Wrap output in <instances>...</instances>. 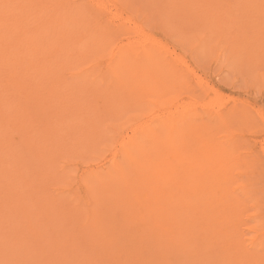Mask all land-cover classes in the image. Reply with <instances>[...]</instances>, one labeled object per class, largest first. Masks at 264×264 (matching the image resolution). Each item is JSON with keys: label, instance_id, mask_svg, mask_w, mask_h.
Masks as SVG:
<instances>
[{"label": "bare ground", "instance_id": "obj_1", "mask_svg": "<svg viewBox=\"0 0 264 264\" xmlns=\"http://www.w3.org/2000/svg\"><path fill=\"white\" fill-rule=\"evenodd\" d=\"M114 1L117 2L118 0H113V2ZM140 1L141 0H139V2ZM142 1L145 2L144 0H142ZM153 1L154 2H152V5L153 4L154 5L151 6V8H149V6H147V4L143 5L142 7L147 6L146 8H148V10L155 9L154 11H156L157 7H162L160 5H162V4L164 6L166 5L165 6L166 9H162V10H165V11L169 10L170 11L168 18H166V20L167 19L169 20V21H167V23L174 22L177 19H178L177 21H179L178 23H181L180 18H183L184 20H182L183 21L182 24L185 25L184 22H185V14H186V19L188 20L187 25L193 26V29L195 32L200 31L204 34H207L206 38L212 42V48L210 47V49L214 50V51L213 50H211V51H213V53L214 52L217 53V51H219L221 49L219 51V54H218V56H220V57H221V55H224V53L228 54V51H230L232 53V56L234 57V58L232 57L234 60L236 59V60L241 61V59H242L245 62L246 59H255L264 53V35L259 34L256 30H253L254 28L264 24V0H255L256 3H254L251 6H248L247 4H245L246 0H230V1L225 0V3L222 2L223 0H187L188 2L185 0H160L159 2L161 4H158L159 2H157V4L159 6L157 4H155V0H153ZM10 2L13 4L11 6L10 12H12L14 14H12V15L7 14L8 16H5V17L2 16L3 14H0L1 15L0 16V39L2 41V45H5V46L7 45V47H9V49H7L5 51L8 54L7 58H9V56L10 57L14 56L13 59L9 58L10 60L14 61L15 57H18L20 52H21V54L23 53V45H24L23 39L27 40V38H28L27 35H29L30 36L29 38L33 39V41H31V43H33L32 47H34V45H35V49H36V50H34V48H33L36 55L33 52L34 55L32 53V56L33 57L36 56V59H37V57H39L40 62L39 61H37V62H39V64L42 66V67L40 66L41 70L40 71L38 70V72H41V73L43 72V74L37 72L39 77H41V75L46 76V74L48 76V73H49V72L48 73L45 72L46 69L45 70L43 69L44 64H42V63H46L49 66V64H54V62H55L54 61L52 63V60H51V58H49V55L44 53V47H43V42H42L43 38L41 40L40 39L41 36L39 37V35L43 36V32L46 31V28H47L49 22L50 23L51 22L57 23L59 21V19L62 20L63 17H65V15H67L66 14L67 12H65L64 16L62 15V13H61V15H62L61 16L56 11H58L60 9L62 11L63 7H64V9L66 7L67 10L69 8L72 9V7H73L74 10H71V11H74V12L77 11V13H79V15H80V13H82L83 15H86V18H84V19H86V23H83V22L82 23L84 25H88V27L86 26L87 31L84 29V27H83V29L86 31L84 38L87 40V42H84V43H88L89 45H88V47H86V46H83V44H82L83 41L79 44L76 41L78 39L74 40L75 42L78 43V44L76 43L77 46L82 45V47H85L86 49L85 48H83V49L86 50V52L84 51L85 52L84 55L79 54V56H81V57L78 58V56H77V58L79 60H75L73 63L76 65L78 64L77 66H75L76 68L78 66H81V64L84 65L83 62L87 63L89 65L87 66V68H86V66L84 67L87 70H84L83 73H82L83 69L80 71V73L79 72H78V74L76 73L77 75H79V77L76 75L77 79H76V77H74V80H77L76 81L77 87L75 89V92H73L75 94L74 95L75 97L74 96L72 97L73 99H72L71 104L74 103V100L76 98H78L79 101H80V99L87 98V101L80 103V105L77 103L78 105L76 104V108L72 107V105H71L73 110L72 109H70V110L73 113H77L78 111L81 112L79 115H77V114L76 115H77L79 120L82 119V121H84L85 124H88V126L84 129L85 130L84 133L86 131H92L93 132L92 138L90 137V135H88L89 139L96 141L97 138L99 137L100 138L99 140H101L99 143V146H101L103 144L104 140L106 141L107 140L106 138L108 137L109 140H107V142L108 141L110 142V140H111V142L113 141V144H118L117 147L115 146L116 148L109 150L108 153L109 154L112 153V154H111V158L108 156L109 160L107 161L106 164H102V166L101 167L99 166V168L97 170H95V169H94V171L92 170L91 175H90V171H89L88 174L87 173H86V175L84 174L85 177H82V178L80 177L82 179V183L84 182L83 188L81 190L83 195L80 196L81 202L83 201L84 206L86 207V210L85 211L83 210V211H84V213H86V212L89 213V214H87V213L86 214H87V217L90 216V220H91L90 222H92L93 230L96 228L101 229L99 236L101 237V240L103 243L100 244L101 245L100 247H104L106 249V251H108L106 253H110V254L112 253L113 255H114V253H113L114 249L116 248L115 249V250H117L116 253L118 254L119 257H122V259L119 258L120 262L122 263V261H125L126 262V263L124 262L125 264H264V221H262L264 218L260 219L257 217L259 220H256L258 222L255 221L256 225L254 223L253 225H249V227H248V222H246L242 218L243 213H244L243 217H245V215L247 214V210L246 211L244 210L245 207H244V205H242L243 202L238 196V193H237L238 188H232V187H236L237 185L232 186V184L234 182L231 184V182H232L231 181L232 177L230 175L231 169L226 164H224V162L222 163V159L220 160L221 162H219V160L215 161V162H211V160L209 161V154L210 153L212 154L213 152H206L205 148L207 147L209 149L210 145L213 146L212 145V143L214 142V139H213L214 137H213V133H212L213 131L211 132L210 126L207 124H201L198 127L196 124H195L196 126L193 125V123L191 121V120H194V122L198 123L197 121L202 119V115L197 114V113H199L197 111L198 109L196 108L197 110H194L195 108L190 104L192 106V108H194V109H192V111H189L191 106H188L189 105L188 104L187 106L189 108H187V111H185V109H186L185 107H184V109L181 108L182 111L176 113L177 116L176 115L175 116L170 115L171 117H168V116H164L165 115L164 114L163 116L160 117L158 114L159 117L157 118V120H154L151 123H147L149 121H147V122L140 121L141 118L143 119V117L141 116L142 114H140V112L142 110H144L146 103L149 102V105L152 106V104H150V101H147V100L152 101L153 97H152V99L148 98L146 101H145V98L148 97L149 94L154 95V97H156L155 93L152 94L153 92H151L152 88L154 89V84L156 83L157 86L155 88L159 89V84L157 82L161 83L160 91L163 90L164 93L162 92V94L165 98V97H167V95L165 93H167V94L169 93V92H165L167 90L166 88L169 87L168 89L171 90L172 86L175 87L177 84L175 81L174 82L176 84L172 82L173 81L172 77L175 80H176V78H178L177 82L180 81V76H181V79L183 78V80H185L186 78L183 77V73L185 74V72H187V71H188V73H190L191 70L190 71L185 70V72H183L184 70H182V72H178V74H176L175 72H173L172 70L169 69L172 75L170 74L169 71H165L164 67H166V65L164 63L161 64V62H160V60H162V59H160V55H162L161 53H164V52H161L162 50L160 48H158L160 46H156L155 40H152L149 38L147 39L148 36L146 37L145 42H143L144 44H142L141 40H138L140 42V43H138L139 44L138 47L135 43H134V45H131L130 44L131 42H128V44H130V45H128L126 43L127 46L124 45L123 48L120 47L121 46L120 45L119 48L116 47L115 51L113 50V52H111L112 45L118 41L117 38L119 37V36H117L118 33L116 31H113V29H110V28H112L111 26L114 27L112 22H113V19L117 18V15H118V14H116V15L113 14L112 10H110L111 8L110 7H109L110 9L108 8L109 5L111 7L113 6L112 0H91L90 1L91 3L90 2H84L83 0H81V2L80 3L78 2V4H77L76 0H74V1L73 0H44V1H42V0H10ZM185 2L190 3V5H189L190 7H188L187 10L185 9V6H187V5H185ZM23 3H24V5H23ZM146 3H149V1ZM2 4H4V2ZM120 4H123V3H120ZM54 5L59 6V9L57 10V8H55ZM75 8H78V9L75 10ZM145 9L143 8V10H145ZM249 9H251V11ZM1 10H0V13H1ZM46 10H48V12H46ZM69 11H68V13H69ZM2 12H3V10H2ZM49 12L53 13V14L50 13L51 15H53L52 16L53 18L51 20L48 16ZM163 12H161L159 14L160 17L156 16V17H159V20L161 17H165L164 16L165 14ZM251 12H252V14H251ZM17 13H18V15H15ZM70 13H71L70 19L72 16L73 17L76 16V18H74L76 20L77 15H72V12H70ZM70 13L68 14V16L70 15ZM156 13H158V12H156ZM255 13H258V15L256 16V19L253 20ZM162 14H164V15H162ZM166 15H167V13H166ZM122 16H124V15H122ZM78 17H81V16H78ZM67 18H69V17H67ZM64 20H65V18H64ZM155 20L152 19V21H155ZM78 21H81V19ZM117 21H119V20H117ZM163 21H164V19H163ZM75 22L76 21H74V23ZM110 22H111V24H110ZM130 23H132V22H130ZM163 23L165 25V21ZM63 24H64L63 21H62V23L60 21L61 27H64ZM67 24H65V27ZM123 24H124V22H123ZM125 24H126V22H125ZM121 25H122V23H121ZM150 25H153V24H150ZM162 25L163 24L161 23L160 26H162ZM182 26L183 25H181V27ZM49 27L50 26H48V29H49ZM75 27L77 29H79L77 27V25H75ZM122 27H124V26L122 25L119 29L120 30L126 29V28H122ZM130 27H127V28L131 29ZM155 27L156 26L154 25V30H155ZM118 28L115 30L119 31ZM184 28H186V27H184ZM184 28H182L181 30H185ZM249 28L252 29V31L249 32V30H250ZM49 30H51V29H49ZM58 31H59V29H58ZM71 31L74 33H72ZM71 31L68 32V34L70 33L69 35L74 37L75 33H76L75 30H71ZM83 33H84V31H83ZM134 33H136V32H134ZM134 33L131 32L129 34L128 33H126V34L128 37H131V35H133ZM48 34H49V32H48ZM52 34L54 35V33H52ZM64 34H67V33H64ZM36 35L38 37H36ZM118 35H122V34L120 33ZM71 36H68L69 40L72 39ZM81 36L78 35L79 38ZM136 36H138V35H136ZM141 36H144V35L141 34ZM53 37H55V35ZM57 38H58V36H57ZM81 38H80V40H81ZM84 38H83V40H84ZM120 39H121V37H120ZM60 40H61V38H60ZM66 40H67V37H66ZM66 40H65V42H66ZM55 41L59 42L57 39ZM128 41H130V40H128ZM142 41H144V40H142ZM57 42H56V44H57ZM62 42H64V40ZM158 42H160L159 39H158ZM31 43L28 42V45L26 44V46H28L30 50H32L31 49ZM72 43H73V40H72ZM72 43H70V44H72ZM178 43L179 42H177V44ZM64 44H66V43H64ZM209 44L211 45V43H209ZM16 45H18V46L20 45V47L17 48ZM61 46L63 47V45H61ZM71 46H73V45H71ZM77 46L76 47L73 46V47L77 48ZM133 46H136V47H133ZM161 46H164V44ZM46 47H48V45ZM202 47H203V45H202ZM66 48H68V46ZM79 48H78L79 52L78 51H76V52L83 53L82 52L83 49H82V51H80L81 48L80 49ZM87 48H88V50H87ZM161 48H163V47H161ZM26 49H25V53L27 55V53H28L27 51L29 49H27V51H26ZM157 49H159V50H157ZM61 50H63V49H61ZM163 50H165V49H163ZM49 51L51 53L53 50L51 49ZM53 52H55V51H53ZM61 52L64 53V51H61ZM67 53H69V52H67ZM30 54L31 53L29 52V55ZM52 54L54 55L55 53H52ZM158 54H159V56H158ZM29 55H27V56L29 57ZM61 55H63V54L61 53ZM68 55H71V53H69ZM72 55L70 56V59L72 58L71 60H74L73 56L75 54L73 56ZM55 56H57V54ZM54 57H52V59ZM263 57H264V54H263ZM39 58H38V60H39ZM182 59H184V58H181V60L179 58L178 63L182 64L184 62L185 65L187 66L186 62L182 61ZM64 60H67V59L65 58ZM7 61H8V59H7ZM15 61H17V58L15 59ZM15 61L12 63L10 61L8 63V65L11 63L14 66V63H15V65L18 64L17 66H19V65L21 66V65H23V62L25 61V59H24V61L19 60L20 62L18 61V63ZM29 61L31 63V56L29 58ZM163 61L166 62V61H168V59L162 60V62ZM181 61H182V63H181ZM4 63H6V62H4ZM34 63H35V61L31 63L30 67L33 66ZM263 63H264V61H263ZM11 64L9 65L10 68L12 67ZM64 64H65V61H64ZM74 64H72V62H71L69 68L71 66H73ZM87 64H85V65H87ZM35 65H36V63H35ZM67 65H69V64L67 63ZM67 65L65 64V66H67ZM4 66H5V64H4ZM48 66L46 65V67H48ZM177 66H178V64H177ZM180 66H182V65H180ZM7 67L8 66H6V69H8ZM14 67H12V68H14ZM26 67H28V65ZM37 67H39V66H37ZM169 67H171V69L176 70V68H173L174 66L172 67L171 65L168 64L167 68H169ZM16 68L20 69L18 67H16ZM182 68H183V66H182ZM42 69L44 71H42ZM67 69H68V66H67ZM29 72L27 71V73H26L27 76H24V78L25 77L28 78V76L30 77V74L28 75ZM60 72H61V69H60ZM60 72H59V74H60ZM21 73H22V71H21ZM33 73H34V71H33ZM53 73H54V71H53ZM173 73H175V75ZM193 73L195 74V72H193ZM34 75H36V73L33 74V77H35ZM20 76H21V74H20ZM69 76H71V75H69ZM31 77H32V74H31ZM50 77L53 79L52 76H50ZM42 78L43 77H41V79ZM91 78H93V80ZM198 78H199V76H198ZM48 79H50V78H48ZM26 80L27 79H25V81ZM54 80L55 79H53V81ZM65 80L68 83L67 80H69V82H70L71 79L66 78ZM42 81H46V79L45 80L42 79L40 82H42ZM50 81L51 80H49L47 82H50ZM55 81L57 82V80H55ZM58 81H59V78H58ZM61 81L64 82V80H61ZM162 81H164V82H162ZM168 81H171V83L169 82L171 85L168 84ZM40 82H39V85L41 84ZM72 83H74V82H72ZM92 83L93 84L96 83L95 88H94V86H92ZM184 83L182 85H184ZM62 84H64V83H62ZM89 84L91 85V87ZM87 85H89L90 88L88 87V90L86 91ZM199 85H202V83ZM35 86H36V84H35ZM35 86H33V87H35ZM45 86H47V85H45ZM55 86H57L56 83H55ZM55 86H53V87H55ZM177 86H178V84H177ZM30 87H31V85H30ZM201 87L202 86H200V88ZM28 89H30V88H28ZM55 89H58V88L55 87ZM170 90H168V91H170ZM69 91L70 90H68L66 92H69ZM58 92H60V91H58ZM203 92H206V91H203ZM42 93H44V92H42ZM83 93L85 96L81 95ZM85 93H87V94H85ZM56 94H57V92H56ZM201 94H203V93H201ZM53 95H55V94H53ZM59 95L60 94L58 93V96ZM68 95L69 94H67V96ZM158 95H159V93H158ZM205 95H206V93H205ZM61 96H62V94H61ZM163 96H162V100H160V98H159V100L155 101L156 103H154L152 101L153 106L157 107V104L161 105V103H162L161 101H163V99H164ZM54 97H52V98H54ZM216 97H218V96L216 95ZM219 97H221V96H219ZM65 98L62 97V99H65ZM221 98H223V97H221ZM33 99H35V98H33ZM58 99H60V101H61V98L58 97ZM69 99H71V98H69ZM49 100H50V98H49ZM49 100H47V101H49ZM170 100H172V99H170ZM216 100H218V99H216ZM34 101L36 103V100H34ZM64 101H65V103L68 102L67 99H65ZM218 101H217V103H218ZM76 102H77V100H76ZM195 102L197 104V100H195ZM195 102L193 101L192 103L194 104ZM69 103H70V101H69ZM165 103L166 102L164 101L162 104H165ZM200 103L201 102H198V105H200ZM213 104H214V102H213ZM213 104H211V105H213ZM222 104H224V103H222ZM220 106H219V108H220ZM65 107H69V105L66 104ZM211 108H212V106H211ZM70 110H69V112H70ZM203 110H204V108H203ZM222 110L220 112H222ZM61 113H63V112H61ZM165 113L167 114V112H165ZM222 113H221V115L224 114V117H226V115H225L226 112L223 114ZM233 113H234V111H233ZM233 113H232V115H233ZM66 114H67V112L65 113V115ZM71 114H70V116H71ZM88 114H89V116H92L91 119L87 118ZM191 114H193V115L191 116ZM58 115H60V114H58ZM143 115H144V113H143ZM216 115H217V113H216ZM93 116H96V118L94 120H92ZM67 117H68L67 119H69V116H67ZM224 117L222 116V119ZM73 118H74L73 120H75V115H73ZM34 119H35V116H34ZM70 119H72V116L70 117ZM37 120H38V117H37L36 121ZM49 120H50V117H49ZM55 120H56V118H55ZM58 121H60V120L58 119ZM69 121H71V120H69ZM74 122H76V121H74ZM128 122H129V124L133 123L131 135L130 136L127 135L126 137L123 136L124 137L123 138L122 134H121V130H123V132H125V126H127V125H125V123H128ZM72 123L73 122L71 121L69 123V125H71ZM46 124H47V122H46ZM66 124H67V121H66ZM75 124H74V127L76 128L77 124L76 125ZM105 124L107 125L106 126L107 130H104V128H106V127H104ZM222 125H224V124H222ZM47 126H49V124H47L45 127L48 128ZM71 126H69V127H71ZM36 127H35V129H36ZM41 127L42 126H40L39 128H41ZM52 127L53 126H51V128L48 129L50 131L49 133L52 132V129L54 128V127L53 128ZM79 127L81 128V127H83V125L81 126V124H79ZM123 127H124V129H123ZM67 128H68V125H67ZM71 129H72V127H71ZM108 129L111 130V132L108 131ZM32 130H34V129H32ZM42 130L46 131V130H44V125H43ZM42 130H40V131H42ZM68 130L70 131V129H68ZM76 130H77V128H76ZM207 130H209V131L206 132ZM40 131H38L39 134H40ZM104 131H107V133ZM53 132H54V130H53ZM53 132H52V134H53ZM210 133H212V134H210ZM34 134H35V132H34ZM37 134L38 133H36V136H37ZM89 134H91V133L89 132ZM29 135H32V134H29ZM58 135H60L59 132H58ZM79 135L80 134L78 132V136ZM99 135H101V136H99ZM27 136H28V134H27ZM42 136H43V134H42ZM103 136H105V138ZM214 136H215V134H214ZM101 137H102V139H101ZM190 137L194 138V139H192L195 143L193 148H192L191 143H189L191 141ZM49 138H51V137H49ZM53 138H54V136H53ZM119 138H121V141L119 143H117L116 139H119ZM228 138H230V137H228ZM27 140H29V138ZM30 140H31V138H30ZM41 140H40V142L42 143ZM51 140H53V139H51ZM51 140H50V142H51ZM44 141H45V139H44ZM89 142L90 141H87L86 143H89ZM33 143L34 142H31L32 147H33ZM84 143H85V141H84ZM108 144H107V147H109ZM219 144H221V143H219ZM110 146H113V145L110 144ZM27 147H29V146H27ZM216 147L217 146H215V150H216ZM224 148L225 147H223V149L219 148L218 152H216V153H218L219 155L224 154V151H225ZM103 152H104V150H103ZM227 152H228V150H227ZM86 153H87V151H86ZM206 153L208 154V156ZM216 153H214V154H216ZM97 154H96V156H97ZM225 155H226V153H225ZM215 156H217V155H215ZM221 156H223V155H221ZM80 157H81V155H80ZM57 158H59V157H57ZM75 158H77V157H75ZM55 161H57V160H55ZM53 163H54V161H53ZM70 163L73 164V162H70ZM227 164H232V162H229ZM233 164H234V161H233ZM235 165L237 167L236 163H235ZM243 167H247V166H245V164H244ZM226 169H228V170H226ZM238 169H240V168L238 167ZM250 169H252V168H250ZM66 172H67V170H66ZM84 175H82V176H84ZM64 180H65V178H64ZM250 181L251 180H249V182ZM257 181H256V183H257ZM247 182H248V179L246 182L243 181L242 183L247 184ZM254 185L256 186V184H254ZM66 187L68 188V185ZM244 187L246 188V186H244ZM76 191H78V190H76ZM258 191H259V189H258ZM249 193H252V191H250ZM255 193L256 192L254 191L253 194H255ZM256 194H258V193H256ZM255 195H254V198H255ZM259 195H261V192H260V194H258L257 198L260 197ZM262 195H264V194H262ZM245 199H246V197H245ZM245 199H244V203L246 201ZM251 199H253V198L251 197ZM260 199H263V198H258L259 201H260ZM62 200H63V198H62ZM249 201H251L250 198H249ZM262 201H264V200H262ZM56 202L58 203V201H56ZM63 202L65 204H61V202H60V204H61L60 206L66 205V207L69 208L67 206V203H69V201H67V203H66V201L63 200ZM263 204H264V202H263ZM75 205H77V204H75ZM64 206H63V208H64ZM57 207H56V210H57ZM65 208H64V210H65ZM74 209L76 211V207H74L73 210ZM60 210H61V208H60ZM252 211H254V210H252ZM259 211H260V209H258V211H257L258 213L255 212L254 214L256 215V213L257 214L262 213ZM76 212H78V210ZM75 215H76V213H75ZM61 217H63V216H61ZM53 220L54 219H52V221ZM79 221L81 222V220H79ZM79 221L77 223H79ZM244 228H245V230L251 232V234L253 235V237H250V240L248 242V243H250V245L248 244V246L250 248L245 247V246H247V245H245V242L248 239H246V240L242 239V237L244 235L247 236L245 233L243 234L242 229L244 230ZM247 234H248V232H247ZM98 239H99V237H98ZM242 240L244 241L243 242L244 246L242 245ZM97 247H99V246H97ZM95 250H96V248H95ZM99 250L100 249L98 248L97 251H99ZM103 251H105V250H103ZM101 252H102V250H101ZM101 252L100 251L98 252V254L101 256V259H102V257L105 258L106 256H102ZM95 255H97V254H95ZM101 259H100V262H102ZM106 260H107V258H106ZM112 261H113V259H112ZM115 261H117V259H115ZM102 263H100V264H102ZM117 263H118V261H117ZM124 263H122V264H124ZM104 264H107V263L105 262Z\"/></svg>", "mask_w": 264, "mask_h": 264}, {"label": "rangeland", "instance_id": "obj_2", "mask_svg": "<svg viewBox=\"0 0 264 264\" xmlns=\"http://www.w3.org/2000/svg\"><path fill=\"white\" fill-rule=\"evenodd\" d=\"M42 1H44V0H42ZM83 1L84 2H90L91 0H83ZM118 1H117L118 2L117 3L116 1L113 2V0H112L113 6L112 7L110 5L108 6V8L109 7L111 8V9L110 8L109 9L112 10L113 14H115V15L118 14L117 18L113 19V22L111 21L113 23L114 27L111 26L112 28H110V29H113V31H116L118 34H120V33L122 34V35L117 34V36H119L117 38L118 41L112 45L111 52H113V50L115 51L116 47L119 48L120 45H121L120 47H122V48L124 45L127 46L126 43L128 44V42H131L130 43L131 45H134V43H135L138 47L139 46L138 43H140L138 40H141L142 44H144L143 42H145V39L148 36L147 39L149 38V39L155 40L156 46H160L158 48H160L162 50L161 52H164V53H161L162 55H160V59H162V60L168 59V61H166V62L165 61L162 62V60H160L161 64L164 63L166 65V67H164L165 71L170 72V70H172L176 74H178V72H182V70H184L183 72H185V70L186 71L187 70L192 71V72L190 71V73H188V71L185 72V74L183 73V77H185L187 80L186 79L183 80V78L181 79V76H180V81L177 82L178 78H176V80H175L172 77V79H173L172 82L173 83L176 82L178 84V86L175 83L176 86L175 85H174L175 87L172 86L171 90L168 89L169 87L166 88L167 90L164 88L166 90L165 92H169L168 94L165 93L167 95V97H165V98L162 94L163 90L160 91L161 83L157 82L159 84V89L155 88L157 86V84L155 83L154 89L152 88L151 92H153L152 94L155 93L156 97H154V95H151L148 93L149 95H148V97L145 98V101L148 98L152 99V97H153L152 101L154 103H156L155 101L159 100V98H160V100H162V96H163L164 99L161 102L163 103L165 101L166 103L162 104L160 102L161 105L157 104V107H155V106H153V103L151 100H147V101H150V104H152V106L149 105V102H147V103L145 102L146 105L144 107V110H142L140 112V114H142L141 116L143 117V119L141 118L140 121H142V122L149 121L147 123H151L154 120H157V118L159 116L161 117L164 114H165L164 116H168V117H171L170 115L175 116L176 113L181 112L182 109H184V107L186 108L185 111H187V108H189L188 106H191V105L195 109L192 108V106H191L189 111H192V109H194V110L198 109L197 111L199 113H197V112L196 113L199 115H202V119H201L202 121L199 120V121H197L198 123H196V122H194V120H191L193 125L196 124L198 127L201 124L209 125L211 132L213 131L212 133H213V137H214L213 138L214 142L216 141L215 143L214 142L212 143V145L214 147L210 145L209 149L207 147L205 148L206 152H213L212 154L211 153L209 154V161L211 160V162H215V161L219 160V162H221L220 160L222 159V163L224 162V164H226L231 169V174H230L232 177L231 178V181H232L231 184L233 182L235 183L238 180L235 184L234 183L232 184V186L233 185L234 186L237 185V186L232 187V188H238L237 189L238 190L237 191L238 196L243 202L242 205H244V207H245L244 210L245 211L247 210V214L245 215V217H243L244 213L242 212L243 213L242 218L246 222H248V227H249V225H253L254 223L256 225V222H258L256 220H259L258 218H260V219L264 218V204H263L264 201H262V200H264V195H262V194H264V63H263V61H264L263 54L264 53L255 59H246L247 62L246 61L244 62L242 59H241L242 62L239 60H236V59L234 60L233 59L234 57L232 56V53L230 51H228V54L224 53V55H221V57H220V56H218V54H219V51L221 49L219 51H217V53H215V52L213 53L214 50L210 49V47L212 48V42L206 38L207 34H204L200 31L195 32L193 29V26L187 25L188 20L186 19V14H185V22H184L185 25L182 24L183 23L182 20H184L183 18H180L181 23H178L179 22V21H177L178 19L175 20L174 22L167 23V21H169V20L168 19L166 20V18H168L170 11L169 10L168 11L162 10V9H166V7H165L166 5L164 6L162 4V5H160L162 7H157L156 11H154L155 9L148 10V8H146L147 6H149V8H151V6L154 5V4L152 5V2H154L153 0H144L145 2H143L142 0L140 2H139V0H118ZM148 1H149V3H146ZM159 1L160 0H157V1L155 0V4H157V2H159ZM185 1H187V0H185ZM3 2H4V4H2ZM76 2L78 4V2L79 3L81 2V0H79V1L76 0ZM222 2L225 3V0H223ZM0 3H1L0 4V10L1 9L3 10V12L1 10V13H0V14H3L2 16L5 17L8 15L14 14V13L10 12L11 6L13 5L10 2V0H5V1L0 0ZM120 3H123V4H120ZM254 3H256L255 0H246L245 1V4H247L248 6H251ZM146 4H147V6L142 7L143 5H146ZM158 4H161V3L159 2ZM23 5H24V3H23ZM185 5H187V6H185V9L187 10L188 7H190L189 6L190 3L185 2ZM54 7L57 8V10L59 9V6L54 5ZM143 8L144 9L146 8V9L143 10ZM62 9L64 10V11L62 10L64 13L61 11V9L56 11V12H58V14H60V15L62 13L63 16H64L65 12H67L66 13L67 15H65V17H63L62 20L59 19V21L57 23H55V22L50 23L49 22L48 26H50L49 29H51V30H49L48 26H47L46 31L43 32V36L39 35V37L41 36V38H40L41 40L43 38L42 42H43V47H44V53L49 55V58H51L52 63L55 61L54 64L55 63L57 64V65L56 64L55 65L49 64V66H48V64L42 63V64H44L43 69L44 70L46 69L45 72L50 73V74L48 73L49 77L47 76V74H46V76L41 75V77H43L42 79L43 80L46 79V81L40 82L42 79L37 74L38 70L39 71L41 70V68H40L41 65L39 64L40 58L37 57V59H36V56H34V57L32 56V53L36 49H35V45H34V47H32L33 43H31V41H33V39L29 38L30 37L29 35H27L28 38H27V40L25 39L26 41L23 39V44H24L23 45V53H22L23 55L20 52L18 57H15V59L17 58V61H15V59H14V61L17 63L19 60H21V61L22 60L24 61V59H25V61L27 60L26 62L25 61L23 62V65H21V66L19 65L20 67L17 66L18 64L15 65V63H14L15 67L13 66V64H11L14 61H12L10 59H13L14 56H11L12 58L9 56L10 59L7 58L8 54L5 51L7 49H9V47H7V45L6 46L2 45V41L0 39V47H1L0 48V264H100L102 262H103L102 264H104L105 262L107 264H113V263L114 264H120L121 262H120L119 258L122 259V257H119L118 254L116 253L117 252V250H115L116 248L114 249V252L112 251L114 253V255H113L112 253L111 254L106 253L108 251H106V249L104 247H100L101 246L100 244L103 243L101 240V237L99 236L101 229L96 228L93 230L92 222H90L91 221L90 216L87 217V214H89V213H87V212H86L87 214L84 213V211L86 210V207L84 206L83 201L81 202V199H80V196L83 195L81 190H82L83 185H84V182L82 183L81 178L85 177L86 173L88 174L89 171H90V175H91L92 170L93 171H94V169L97 170L99 168V166L101 167L102 164H106L107 161L109 160V157L111 158V154H112V153H110V154L108 153L109 150L116 148L118 144H113V141L111 142V140H110V142L109 141L107 142V140H109V138L107 137L106 138L107 140L106 141L104 140V142L102 141L103 144L101 146H99V143L101 141V140H99L100 139L99 137L97 138L96 141L89 139L88 135H90V137L92 138L93 132L92 131H86L84 133V131H85L84 129L88 126V124H85V122L82 121V119H80V120L78 119L77 115H79L81 112L78 111L77 113H73L70 110V109H72V107L76 108L77 103L80 105V103L87 101V98H84V99L79 98L80 101L78 100V98H76L74 100V103L71 104L72 99H73L72 97L75 95L73 92H75V89L77 87V84H76L77 80H74V77H76V79H77V76L79 77V75H77L78 72L80 73V71L83 69V71H82V73H83L84 70H87L84 67L86 66V68H87V66L89 65V64L83 62L84 65L81 64V66H78L76 68L75 66H77L78 64L76 65L73 63L75 60H79L78 58L81 57V56H79V54L84 55L86 52V50L83 49L85 47H82V45L77 46L76 43L78 42L80 44L83 41V43H82L83 46L88 47V45H89L88 43H84V42H87V40L84 37H85V33L87 31L86 26L88 27V25L83 24V23H86V19H84V18H86V15H83L82 13H80V15H79V13H77V11H75L76 13L74 11H71V10H74L73 7H72V9L69 8L68 10L66 9V7H65L66 10L64 9V7ZM77 9L78 8H75V10H77ZM249 10L251 11V9H249ZM68 11H69V13L72 12V15H77V19L76 20L74 19V18H76V16H74V17L72 16L71 19L72 18L73 19L71 20L70 19L71 13L68 16V14H69ZM46 12H48V10H46ZM156 12H158V13H156ZM161 12H163L165 14V15L162 14L165 17H161L159 20V17H160L159 14ZM50 13L51 12L48 13V16L51 20L53 18L52 17L53 15H51V14H53V13H51V14ZM166 13H167V15H166ZM251 14H252V12H251ZM15 15H18V13ZM122 15H124V16H122ZM257 15H258V13H255L253 20L256 19ZM78 16H81L82 18L78 17ZM156 16H159V17H156ZM67 17H69V18H67ZM64 18H65V20H64ZM80 19H81V21H78ZM152 19L153 20L156 19L157 21L156 20L152 21ZM163 19L165 21V25L163 23L164 22ZM73 20L76 22L74 23ZM117 20H119V21H117ZM60 21H61V23L63 21L64 27L60 26ZM111 22H110V24H111ZM123 22H124V24H123ZM125 22H126V24H125ZM130 22H132V23H130ZM79 23L80 24L82 23V24L80 25ZM121 23L124 26L122 28H126L125 30L119 29L122 26ZM161 23L163 24L162 26H160ZM65 24H67L66 27H65ZM150 24H153V25H150ZM75 25H77V27L79 29H77L75 27ZM154 25L156 26L155 30H154ZM181 25H183L186 28H184L183 26L181 27ZM83 27L86 31L83 29ZM127 27H130L131 29H129ZM57 28L59 29V31ZM117 28L120 32L115 30ZM182 28H184L185 30H181ZM71 30H75V32H76L74 37L69 35L70 33L68 34V32H70ZM253 30H256L259 34L264 35V24L254 28ZM47 31L49 32V34ZM83 31H84V33H83ZM250 31H252V29H250L249 32ZM131 32H133V33L136 32V33L131 35V37H128L126 33L129 34ZM52 33H54L55 37H53L54 35ZM64 33H67V34H64ZM72 33H74V32H72ZM141 34H143L144 36H141ZM78 35L83 36V37L81 36L82 38L80 37L81 40L78 37ZM136 35H138V36H136ZM49 36L50 37L52 36V37L50 38ZM57 36H58V38H57ZM68 36H71L72 39L69 40ZM36 37H38V36L36 35ZM66 37H67V40H66ZM120 37H121V39H120ZM60 38L62 41L64 40V42H62L60 40ZM83 38H84V40H83ZM56 39L59 42L55 41ZM76 39H78V40H76ZM158 39L160 40V42H158ZM65 40H66V42H65ZM72 40H73V43L75 42L74 40L77 41L74 43L75 45L72 43ZM128 40H130V41H128ZM142 40H144V41H142ZM28 42L31 43V49L32 50H30L29 47L26 46V44L28 45ZM56 42H57V44H56ZM69 42L72 44H70ZM177 42H179V43L177 44ZM64 43H66V44H64ZM209 43H211V45ZM130 44H128V45H130ZM163 44H164V46H161ZM201 44L203 45V47ZM47 45H48V47H46ZM61 45H63V47ZM71 45H73L75 47L77 46V48H75ZM67 46L69 49L66 48ZM16 47L19 48L20 45L19 46L16 45ZM25 47L29 50L27 51V49ZM79 47L80 48L82 47L80 51H82V49H83V51H82L83 53H81V52L78 53ZM133 47H136V46H133ZM161 47H163V48H161ZM33 48H34V50H33ZM25 49L28 52L27 55H29V52L31 53L29 55V57L26 55ZM48 49L49 50L52 49L55 52L52 51L50 53V51ZM61 49H63V50H61ZM163 49H165V50H163ZM87 50H88V48H87ZM157 50H159V49H157ZM211 50H213V51H211ZM61 51H64V53ZM66 51L71 53V55L75 54L74 55L75 57L72 55L74 60H71L72 58L70 59L71 55H68L69 53H67ZM76 51H78V52H76ZM60 52L64 56L61 55ZM34 53H33V55H34ZM52 53H55V54L53 55ZM56 54H57V56H55ZM35 55H36V53H35ZM30 56H31V63L34 61L36 63V65L34 63L33 66H31V67H30L31 63L29 61ZM77 56H78V58H77ZM158 56H159V54H158ZM52 57H54V58L52 59ZM38 58H39V60H38ZM65 58L67 60H64ZM179 58H180V60H181V58H184V59H182V61H185L187 66L185 65L184 62L182 63V61H181L182 64H179L178 63ZM7 59H8V61H7ZM10 61H11L10 64L14 68L9 67L10 64L8 65V63ZM37 61H39V62H37ZM64 61H65L66 65H67V63L69 64V65H67L68 69H67V66H65V64H64ZM4 62H6V63H4ZM71 62L74 65L69 68ZM4 64H5V66H4ZM45 64L48 67H46ZM85 64H87V65H85ZM168 64L171 65L172 67L174 66L173 68H176V70L171 69V67L167 68ZM177 64H178V66H177ZM27 65H28V67H26ZM180 65H182L184 69ZM6 66H8L7 67L8 69H6ZM37 66H39V67H37ZM16 67H18L20 69H17ZM43 69H42V71H44ZM60 69H61L62 73L60 72ZM66 70L67 71L69 70V71L67 72ZM21 71H22V73H21ZM27 71L28 72L32 71L31 73L30 72L28 73V75L30 74V77L28 76V78H26V77L24 78V76H27V74H26ZM33 71H34V73H33ZM53 71H54V73H53ZM59 72H60V74H59ZM193 72H195V74ZM19 73L21 74V76ZM35 73L37 76L34 75L35 77H33V74H35ZM38 73H41V72H38ZM175 73H173V74L175 75ZM31 74H32V77H31ZM41 74H43V72ZM170 74H171V72H170ZM69 75H71V76H69ZM197 75L199 76V78ZM50 76H52L53 79L57 80V82L55 80L53 81V79ZM48 78H50V79H48ZM58 78H59V81H58ZM66 78L71 79L70 82H69V80H67L68 81V83H67L65 80ZM25 79H27V80L25 81ZM91 79L93 80V78H91ZM49 80H51V81L47 82ZM61 80H64V82ZM33 81L34 82L36 81L37 83L36 82L34 83ZM39 82L41 83L40 85H39ZM72 82H74V83H72ZM162 82H164V81H162ZM169 82L171 83V81H168V84H170ZM55 83L58 87L55 86ZM60 83L61 84L64 83V84L61 85ZM183 83H184V85H182ZM201 83H202V85H199ZM35 84H36V86H35ZM30 85L32 88L30 87ZM45 85H47V86H45ZM89 85L86 86V88H87L86 91L88 90ZM33 86H35V87H33ZM53 86H55L59 90L55 89V87H53ZM92 86H94V88H95L96 83H94V84L92 83ZM200 86H202L203 88L202 87L200 88ZM90 87H91V85H90ZM28 88H30V89H28ZM68 90H70V91L66 92ZM168 90H170V91H168ZM58 91H60L61 93ZM203 91H206V92H203ZM42 92H44V93H42ZM56 92H57V94H56ZM200 92L203 94H201ZM58 93L60 94L59 96H58ZM158 93H159V95H158ZM205 93H206V95H205ZM53 94H55V95H53ZM61 94H62V96H61ZM67 94H69V95L67 96ZM85 94H87V93H85ZM81 95L85 96L84 93ZM216 95L218 97H216ZM219 96L223 97L224 99L219 97ZM48 97L50 98V100ZM52 97H54L55 99ZM58 97L61 98V101H60V99H58ZM62 97L63 98L66 97L65 99H67L68 102L65 103V101H64L65 99H62ZM33 98H35V99H33ZM69 98H71V99H69ZM170 99H172V100H170ZM216 99H218L219 101ZM34 100H36V103ZM47 100H49L50 102ZM76 100H77V102H76ZM195 100H197V104H196ZM69 101H70V103H69ZM193 101L195 102L194 104L196 106L192 103ZM217 101L219 104L217 103ZM198 102H201L200 105H198ZM213 102H214V104H213ZM222 103H224V104H222ZM66 104L69 105V107H65ZM211 104H213V105H211ZM71 105H72V107H71ZM211 106H212V108H211ZM219 106L221 109L219 108ZM67 108L70 110V112ZM203 108H204V110H203ZM221 110L223 113L226 112L225 113L226 117H224V114L222 112H220ZM232 110L234 111V113ZM61 112H63V113H61ZM66 112H67V114L65 115ZM165 112H167V114ZM215 112L217 113V115ZM71 113L73 115H75V120H73L74 118H73V115ZM143 113H144V115H143ZM221 113L223 115H221ZM232 113H233V115H232ZM58 114H60V115H58ZM70 114L72 116V119H70V117H71ZM158 114H159V116H158ZM192 115L193 114H191V116ZM34 116H35V119H34ZM67 116H69V119H67L68 118ZM222 116L224 117L223 119H222ZM37 117H38V120L36 121ZM49 117H50L51 121L49 120ZM55 118H56V120H55ZM87 118L91 119L92 116H89V114H88ZM95 118H96V116H93L92 120H94ZM58 119L60 121H58ZM65 120L67 121V124H66ZM69 120H71L73 122L71 124L72 126L69 125V123L71 122ZM74 121H76V122H74ZM46 122H47V124H49V126H47L48 128L45 127L47 125ZM78 123L81 124V126L83 125V127H81L82 129L79 127ZM74 124L76 125L77 130L74 127ZM128 124H129V122L125 123V125H127V126H125V132H123V130H121L122 137L123 136L126 137L127 135H129V136L131 135L133 123H130L129 125ZM222 124H224V125H222ZM43 125H44V130H46V131L42 130ZM67 125H68V128H67ZM40 126H42V127L39 128ZM51 126L54 127V128L52 127L53 128L52 132L54 130L53 134H52V132L49 133L50 131L48 130L49 128H51ZM69 126H71L72 129ZM106 126L107 125L105 124L104 127H106ZM35 127H36V129H35ZM32 129H34V130H32ZM68 129H70V131ZM123 129H124V127H123ZM40 130H42L43 132ZM104 130H107V127L104 128ZM33 131L35 132V134ZM38 131H40V134ZM57 131L59 132L60 135H58ZM77 131L79 132L80 137L78 136ZM108 131L111 132V130H109V129H108ZM208 131L209 130H207L206 132H208ZM89 132L91 134H89ZM104 132L107 133V131H104ZM36 133H38L37 134L38 137L36 136ZM212 133H210V134H212ZM27 134L29 137L27 136ZM29 134H32V135H29ZM42 134H43V136H42ZM214 134H215V136H214ZM53 136H54V138H53ZM99 136H101V135H99ZM49 137H51V138H49ZM103 137L105 138V136H103ZM228 137H230V138H228ZM28 138H29V140H27ZM30 138H31V140H30ZM121 138L116 139L117 143H119L121 141ZM190 138H191V141L189 143H191L192 148H193L195 143L192 139H194V138H192V137H190ZM44 139H45V141H44ZM51 139H53V140H51ZM101 139H102V137H101ZM40 140L42 141V143L40 142ZM50 140H51V142H50ZM84 141H85V143H84ZM87 141H90V142L86 143ZM31 142H34L33 147H32ZM219 143H221V144H219ZM107 144L109 145V147H107ZM110 144H112L113 146H110ZM27 146H29V147L31 146V147L29 148ZM215 146H217L216 150H215ZM223 147H225L224 148L225 151H224V154H221L223 156H221L216 152H218L219 148L223 149ZM103 150H104V152H103ZM227 150L229 153L227 152ZM86 151H87V153H86ZM214 153H216V154H214ZM225 153H226V155H225ZM96 154H97V156H96ZM80 155L82 158L80 157ZM215 155H217V156H215ZM207 156H208V154H207ZM57 157H59V158H57ZM75 157H77V158H75ZM55 160H57V161H55ZM53 161H54V163H53ZM233 161H234V164H233ZM70 162H73V164H71ZM229 162H232V164H227ZM235 163L237 164V167H236ZM244 164L247 167H243ZM238 167L240 169H238ZM250 168H252V169H250ZM66 170H67V172H66ZM226 170H228V169H226ZM82 175H84V176H82ZM64 178H65V180H64ZM247 179H248L247 184L242 183L243 181L246 182ZM249 180H251V181L249 182ZM256 181H257V183H256ZM254 184H256V186ZM65 185L66 186L68 185V188ZM244 186H246V188ZM258 189H259V191H258ZM76 190H78V191H76ZM250 191H252V193H249ZM254 191L258 194H260V192H261L262 196L259 195L260 197H258V198H263V199H260L261 202L257 198L258 194H256V193H255L256 195L253 194ZM254 195H255L256 199L254 198ZM245 197H246V199H245ZM251 197L254 200L251 199ZM59 198L61 200L63 198V200L66 201V203H67V201H69V203H67V206L69 208H67L66 205L60 206L61 204H65V203L63 202V200L61 201ZM249 198L251 201H249ZM244 199L246 200L245 203H244ZM56 201H58V203ZM60 202H61V204H60ZM75 204H77V205H75ZM63 206H64V208L66 207L67 209L65 208V210H64ZM56 207H57V210H56ZM59 207L61 208V210ZM74 207H76V211L78 210L79 213L76 212L75 209L73 210ZM258 209H260L259 212H262V213L257 214ZM252 210H254V211H252ZM255 212H257L256 215L254 214ZM75 213H76V215H75ZM61 216H63V217H61ZM52 219H54V220L52 221ZM77 220L78 221L81 220V222L79 221V223H77L78 222ZM262 221H264V219ZM242 231H243V234L245 233L247 235V236L244 235L243 236L244 238L242 237V239L243 240L248 239L245 242V245H247L245 247L250 248L248 246V244L250 245V243H248V242L250 240V237H253V235L251 234V232L245 230V228H244V230L242 229ZM247 232H248V234H247ZM98 237H99V239H98ZM243 240H242V245L244 244ZM97 246H99V247H97ZM95 248H96V250H95ZM98 248L100 249L99 250L100 252L102 250L101 255L106 256L105 258L102 257V259H101V256L98 254L99 251H97ZM103 250H105V251H103ZM95 254H97V255H95ZM99 258L101 259L102 262H100ZM106 258L108 261L106 260ZM112 259H113V261H112ZM115 259H117L118 263H117V261H115ZM124 262L125 261H122V263H124Z\"/></svg>", "mask_w": 264, "mask_h": 264}]
</instances>
